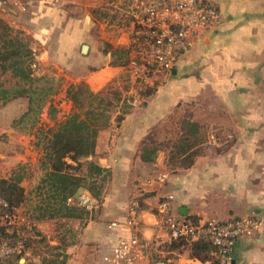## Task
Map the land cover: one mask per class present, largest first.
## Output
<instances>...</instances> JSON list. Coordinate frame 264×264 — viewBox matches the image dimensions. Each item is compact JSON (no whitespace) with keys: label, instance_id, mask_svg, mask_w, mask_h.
I'll list each match as a JSON object with an SVG mask.
<instances>
[{"label":"crops","instance_id":"obj_1","mask_svg":"<svg viewBox=\"0 0 264 264\" xmlns=\"http://www.w3.org/2000/svg\"><path fill=\"white\" fill-rule=\"evenodd\" d=\"M10 1L0 18L26 36L33 77L62 76L68 85L85 82L99 92L125 71L112 62L116 52L131 56L126 0ZM207 1L219 8V22L196 34L169 81L144 97L131 89L128 113L120 120L112 115L99 131L92 158L110 175L97 208L69 219L74 237L67 264H110L104 257L126 227L108 223L131 216L140 235L173 264H212L213 251L200 260L188 247L165 244L158 205L169 195L171 211L188 219L264 218V0ZM28 106L27 96L0 105V177L19 163L38 162L23 141L27 128L16 122ZM187 121L202 124V153L188 168L154 173L155 163L142 161L140 149L174 127L184 133ZM44 221L33 220L36 230L43 231ZM229 264H264V231L238 237Z\"/></svg>","mask_w":264,"mask_h":264},{"label":"trees","instance_id":"obj_2","mask_svg":"<svg viewBox=\"0 0 264 264\" xmlns=\"http://www.w3.org/2000/svg\"><path fill=\"white\" fill-rule=\"evenodd\" d=\"M115 62L114 60L112 63L117 64ZM33 63L34 53L29 47L23 31L14 29L0 18V67L4 71L9 70L12 77L24 85L21 90L0 88L1 105L14 97L29 96L31 90L26 87L32 82L44 78L32 76ZM67 93L76 104L77 110L73 111L55 128H46L42 133L43 137L35 143V146L41 143L42 157L40 163L44 170L43 176L36 186L37 194L42 196L40 203L37 204V208L41 212L34 217V220L38 221L47 218L75 219L85 217L88 212L83 208L67 203V198L75 195L81 189H86L99 199L108 175V170L101 167L92 157L94 156L98 133L108 126L111 115L107 114L104 107H101L103 99L91 90L87 91L88 100L85 103L79 102L77 90L68 89ZM96 99H99L98 102L100 103L94 105L93 100ZM130 106L116 119L120 120L123 114L128 113ZM28 107L27 111L31 110L30 100ZM27 111L23 116L27 115ZM185 130L174 143L175 149L171 151L173 155L170 156V158L183 156L182 168L190 167L198 155L196 143H199V124L195 121H187ZM156 150V145L153 147L144 145L140 149L139 156L142 161H151ZM20 180L21 177L16 173V170H13L8 177L0 178V197L7 202L6 207L0 208V214L15 213V209L19 205V196L24 192V189L19 185ZM33 227L36 229L34 225ZM36 232L40 238L23 241L24 249H32L34 243H44L47 250L46 255L40 258L41 264H67L69 255L66 248L69 243L60 240L52 244V241L46 239L39 230ZM3 240L16 241L17 235L15 232H11L8 226L2 225L0 226V242ZM165 244L176 249L188 246L191 256L200 260L206 258L214 250L209 241L203 238L194 240L179 238L168 240ZM49 252L52 254L50 258L48 257ZM162 257L172 260L170 255H163ZM19 258L20 254L0 259V264H18Z\"/></svg>","mask_w":264,"mask_h":264},{"label":"built area","instance_id":"obj_3","mask_svg":"<svg viewBox=\"0 0 264 264\" xmlns=\"http://www.w3.org/2000/svg\"><path fill=\"white\" fill-rule=\"evenodd\" d=\"M12 3L0 0V9ZM16 3V1H14ZM125 16L131 23L128 64L134 76L147 80L151 67L170 72L178 56L195 41L196 34L211 28L221 17L219 8L207 0H126ZM172 195L159 202L160 226L167 239L185 238L194 240L203 238L213 246L218 264H229L231 254L238 237L243 234L264 231V218L244 216L223 220L206 219L195 221L184 216H176L169 207ZM67 203L83 208L87 212L95 210L99 200L88 190L81 189L67 198ZM7 202L0 197V208ZM16 214H0V226H8L17 235L16 241L0 242V259L18 255L24 249V232L36 237L33 225ZM125 226L126 231L112 246L111 252L104 257L110 264H173L171 259L157 255L155 241L140 235L138 221L131 216L121 222L115 218L108 227Z\"/></svg>","mask_w":264,"mask_h":264},{"label":"rangeland","instance_id":"obj_4","mask_svg":"<svg viewBox=\"0 0 264 264\" xmlns=\"http://www.w3.org/2000/svg\"><path fill=\"white\" fill-rule=\"evenodd\" d=\"M127 55L128 54L123 52H116V55L114 56L115 63L126 65L125 71L116 81L106 84L99 92H93L103 99L101 107H104L107 114L111 116L116 115L117 117L120 113L126 110L128 106H130L129 97H131L130 94L132 95L130 92L131 89L132 92H136L141 97H144L146 94L152 93L156 88L163 86L171 79L169 72L157 70L155 67H151L147 80L134 76L133 71L128 64ZM29 85L26 88L31 90L29 91L30 95L27 96L31 101V110L27 111V115H22L23 117L21 116L16 122L23 123V126L27 128L26 131L28 135H25L23 141H28V144L30 145L31 153L29 154V157L33 160H38V162L36 165H28L29 162H26L25 164L19 163L11 170V172L16 170V173L21 177L19 185L24 189V192L19 196V205L15 209L16 221L21 222V218H23L33 225L34 217L41 212L40 209L37 208V204L40 203L42 196L37 194L36 186L44 173L40 163L42 157L41 143L37 146H35V143L39 142V139L43 137L42 133L46 128H55L59 123L72 114L73 111L77 110L76 104H74L67 93L68 89L71 91H78L77 98L81 103H85L88 100L86 95L87 91L90 89L85 82L75 81L68 85L65 83L64 77H56L54 75L46 76ZM0 88L21 90L24 88V85L22 82H19L12 77L9 70L4 71L2 67H0ZM50 99L52 100L53 106L58 109L55 120H51L50 114L48 113ZM98 100L99 99L93 100V104L100 103ZM198 106L202 110V102ZM40 128H42V130H40ZM171 130H174L172 135H166L165 137L160 136L152 141L155 144L149 145L150 147L157 146V150L151 160L152 163H155L154 170L156 171L154 173H157L159 170L161 172H173L177 169H182L181 164H184V161L182 160L183 156L170 158V156L173 155L171 151H174L175 149L174 143L183 134L178 130V126ZM198 139L199 143H196V148L198 153H202V141L204 140L202 124H199ZM9 148L10 147H8L6 151H11ZM140 152L141 151H139V155ZM109 175L110 173L108 172L104 187ZM17 209L19 210L16 211ZM70 227L71 224L69 219L47 218L44 221L43 231L38 230L46 237V239H50L52 244L61 240L70 245L74 237ZM23 233V241L40 238V236L36 235L37 232H35L36 237L34 238L29 237L24 231ZM186 247L188 246H184L183 249H186ZM46 250L47 248L44 243H34L32 249L20 253V258H25L27 260L26 264H41L40 258L46 255ZM48 257H52L50 252L48 253ZM210 259L212 260V264H218V261L215 258L211 257ZM18 264L24 263L18 262Z\"/></svg>","mask_w":264,"mask_h":264},{"label":"water","instance_id":"obj_5","mask_svg":"<svg viewBox=\"0 0 264 264\" xmlns=\"http://www.w3.org/2000/svg\"><path fill=\"white\" fill-rule=\"evenodd\" d=\"M86 45H83L82 46V50H86ZM175 72V68H173L172 70H171V73H174ZM57 112H58V109L56 108V107H54L53 106V104H52V100L50 99V103H49V106H48V113L50 114V119L51 120H55V118H56V114H57ZM180 212H182L183 214L186 212L185 211V208L184 207H182L181 209H180ZM22 259V258H21Z\"/></svg>","mask_w":264,"mask_h":264}]
</instances>
